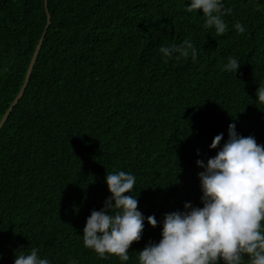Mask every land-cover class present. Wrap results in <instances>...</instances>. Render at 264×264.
I'll return each mask as SVG.
<instances>
[{
	"label": "trees",
	"instance_id": "obj_1",
	"mask_svg": "<svg viewBox=\"0 0 264 264\" xmlns=\"http://www.w3.org/2000/svg\"><path fill=\"white\" fill-rule=\"evenodd\" d=\"M222 3L232 11L217 36L202 10L186 11L189 0H0V119L44 30L0 126V264L32 248L49 264H139L165 214L203 207L196 161L216 155L230 123L264 145L255 94L264 85V0ZM186 39L195 61L159 51ZM229 57L236 73L223 70ZM118 171L136 177L125 195L145 217L126 262L99 258L82 236L110 196L106 175Z\"/></svg>",
	"mask_w": 264,
	"mask_h": 264
},
{
	"label": "clouds",
	"instance_id": "obj_2",
	"mask_svg": "<svg viewBox=\"0 0 264 264\" xmlns=\"http://www.w3.org/2000/svg\"><path fill=\"white\" fill-rule=\"evenodd\" d=\"M202 10L203 27L214 29L217 36L227 31L222 19L232 9L225 8L222 0H189L186 11ZM237 34L245 32L236 23ZM159 51L165 58L177 60L189 56L195 61L197 50L191 40L179 45L162 46ZM240 63L229 57L223 70L234 72ZM256 100L264 104V85L256 89ZM223 134L216 135L210 149L220 145ZM203 207L185 203V211L164 215L161 239L146 245L138 252L139 264H264V145L252 136L241 137L235 124L228 125V139L216 155L205 164L197 160ZM110 196L104 207L93 210L83 228V245L99 258L130 259L129 248L141 239L145 217L138 210L132 193L136 177L124 171L108 173L105 177ZM155 228L154 215L147 218ZM247 258V259H245ZM14 264H49L38 256V249L30 254L16 256Z\"/></svg>",
	"mask_w": 264,
	"mask_h": 264
},
{
	"label": "water",
	"instance_id": "obj_3",
	"mask_svg": "<svg viewBox=\"0 0 264 264\" xmlns=\"http://www.w3.org/2000/svg\"><path fill=\"white\" fill-rule=\"evenodd\" d=\"M46 1L47 0H44V3L46 5ZM49 23V15H47V22H46V26L48 25ZM46 28V27H45ZM43 34H44V30L40 36V38L38 39L36 45H35V48H34V51L32 53V56L30 58V61H29V64H28V67H27V70H26V74H25V77H24V81L22 83V86L20 87L17 95L15 96V98L13 99L12 103L10 104V106L7 108L6 112L4 113V115L2 116V118L0 119V126L2 125L3 121L6 119V116L7 114L9 113V111L11 110L12 106L15 104V102L18 100V97L21 95L26 83H27V80L29 78V75H30V72H31V69H32V66H33V63L35 61V58H36V55L38 53V50L40 48V45H41V42H42V37H43Z\"/></svg>",
	"mask_w": 264,
	"mask_h": 264
}]
</instances>
